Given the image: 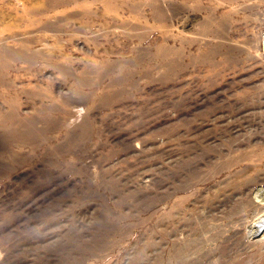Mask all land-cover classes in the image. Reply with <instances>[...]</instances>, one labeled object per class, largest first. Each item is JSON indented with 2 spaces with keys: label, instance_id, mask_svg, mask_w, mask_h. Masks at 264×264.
<instances>
[{
  "label": "rangeland",
  "instance_id": "obj_1",
  "mask_svg": "<svg viewBox=\"0 0 264 264\" xmlns=\"http://www.w3.org/2000/svg\"><path fill=\"white\" fill-rule=\"evenodd\" d=\"M263 32L264 0H0V264H264Z\"/></svg>",
  "mask_w": 264,
  "mask_h": 264
},
{
  "label": "bare ground",
  "instance_id": "obj_2",
  "mask_svg": "<svg viewBox=\"0 0 264 264\" xmlns=\"http://www.w3.org/2000/svg\"><path fill=\"white\" fill-rule=\"evenodd\" d=\"M261 37H262L261 39L263 43V52H264V32L262 33ZM259 183H261V180ZM252 192L254 194V197L258 199V203L262 208L260 210L262 211L259 212V214H255L252 220H249L250 222L248 223V225L246 224L247 225V228L245 227L247 232L246 237L250 240L251 238H253V236L259 235V239L256 242H258L259 240L264 241V186L260 184L256 186Z\"/></svg>",
  "mask_w": 264,
  "mask_h": 264
}]
</instances>
